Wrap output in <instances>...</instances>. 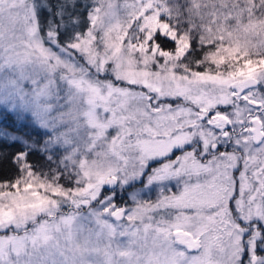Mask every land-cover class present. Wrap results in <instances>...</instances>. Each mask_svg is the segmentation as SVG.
<instances>
[{"label":"snow or ice","instance_id":"6c2138e0","mask_svg":"<svg viewBox=\"0 0 264 264\" xmlns=\"http://www.w3.org/2000/svg\"><path fill=\"white\" fill-rule=\"evenodd\" d=\"M0 264H264V0H0Z\"/></svg>","mask_w":264,"mask_h":264}]
</instances>
